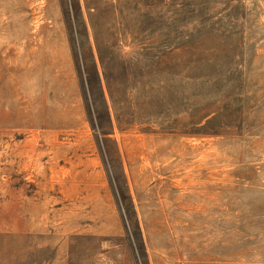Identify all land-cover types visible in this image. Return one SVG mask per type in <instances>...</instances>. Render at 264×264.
Wrapping results in <instances>:
<instances>
[{
	"label": "rangeland",
	"instance_id": "374dc122",
	"mask_svg": "<svg viewBox=\"0 0 264 264\" xmlns=\"http://www.w3.org/2000/svg\"><path fill=\"white\" fill-rule=\"evenodd\" d=\"M0 264H264V0H0Z\"/></svg>",
	"mask_w": 264,
	"mask_h": 264
}]
</instances>
